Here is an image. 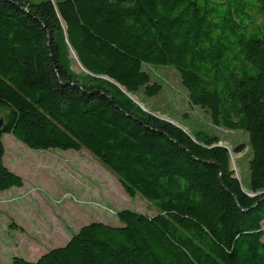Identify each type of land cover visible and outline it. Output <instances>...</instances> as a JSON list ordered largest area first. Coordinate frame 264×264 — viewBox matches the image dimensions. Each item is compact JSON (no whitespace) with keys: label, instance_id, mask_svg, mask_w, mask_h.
I'll use <instances>...</instances> for the list:
<instances>
[{"label":"trees","instance_id":"obj_1","mask_svg":"<svg viewBox=\"0 0 264 264\" xmlns=\"http://www.w3.org/2000/svg\"><path fill=\"white\" fill-rule=\"evenodd\" d=\"M156 66L247 142L144 110L131 96L158 94ZM4 133L88 151L153 213L120 208L116 225L90 221L34 261L0 264H264V0H0V190L23 185ZM244 148L247 187L231 166Z\"/></svg>","mask_w":264,"mask_h":264},{"label":"rangeland","instance_id":"obj_2","mask_svg":"<svg viewBox=\"0 0 264 264\" xmlns=\"http://www.w3.org/2000/svg\"><path fill=\"white\" fill-rule=\"evenodd\" d=\"M72 68L83 71L71 52ZM153 79L162 82L154 96L131 97L155 115L174 121L187 132H215L228 146L247 142L242 130L214 126L208 114L190 104L178 72L173 67L149 68ZM144 102V104L140 101ZM3 163L22 177L23 185L0 190V262L11 256L34 261L50 248L64 245L78 227L90 221L118 224L116 210L128 208L147 214L153 209L136 194L123 189L118 178L84 149H32L4 133ZM244 148L231 153V166L248 186V153ZM264 230V223H262Z\"/></svg>","mask_w":264,"mask_h":264},{"label":"water","instance_id":"obj_3","mask_svg":"<svg viewBox=\"0 0 264 264\" xmlns=\"http://www.w3.org/2000/svg\"><path fill=\"white\" fill-rule=\"evenodd\" d=\"M136 101V100H135ZM144 110H147L146 108H144L143 107V105L140 103V102H138V101H136ZM159 117H161V116H159ZM161 118H163V117H161ZM164 119H166V118H164ZM168 121H170L171 123H174L176 126H178V127H181V126H179L178 124H176L174 121H172V120H169V119H167ZM218 145H223L221 142H219L218 143ZM248 195H254V194H251V193H247Z\"/></svg>","mask_w":264,"mask_h":264}]
</instances>
